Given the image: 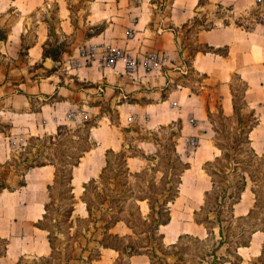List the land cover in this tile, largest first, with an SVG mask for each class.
<instances>
[{"label": "crops", "instance_id": "0c3cea01", "mask_svg": "<svg viewBox=\"0 0 264 264\" xmlns=\"http://www.w3.org/2000/svg\"><path fill=\"white\" fill-rule=\"evenodd\" d=\"M42 1L29 0L27 3L33 9ZM258 15L259 8L253 0H92L87 23L94 25L106 21V24L98 32L72 41L69 49L63 52L58 62L66 73H61L59 67L38 74L42 66L37 64L43 60V45L37 46L38 40L27 47V62L22 63L27 66L25 76L14 75V70L24 71L25 67L0 62V125L7 130L0 128V164L35 131L38 135L53 133L60 124L72 122L68 118L71 110L83 108L90 118H97L99 122L109 118L102 108L105 103L115 108L118 118L127 126L153 129L177 121L181 125L178 141L184 139V144L190 146V138H198L196 155L186 160L190 166L182 175L180 195L185 183L195 187L196 193L201 191L197 182H186L185 179L193 167L200 164L198 176L206 183L202 195L194 193L193 197L203 199V203L205 191L212 187L211 175L204 170L203 164L221 153L214 141L210 112L221 110L233 117L234 75L248 83L246 99L250 106L257 109L263 99L264 22L259 21ZM207 20H214V23L205 26L203 22ZM64 21L61 19L60 23ZM37 23L47 30L45 21L38 20ZM6 25L9 29L0 42L4 45L11 42V32L20 27L18 41L22 47L26 23L20 22L18 17L8 20ZM205 45L226 48L227 52L206 51L202 49ZM108 48L121 49L124 55L108 65L105 63ZM15 49L14 52L4 50L2 56L20 57L15 61H23L21 49ZM152 49L166 54L159 67L149 66L146 62V54ZM128 55L138 62L135 75L128 71ZM101 127L94 125L92 133ZM123 137H114L106 147L126 149L130 154L129 168L138 171L145 160L123 146ZM94 140L100 141L97 137ZM138 144L144 153L148 152L146 154L155 147L149 139H141ZM252 145L255 148L253 139ZM187 155L191 154L187 152ZM82 162L80 160L75 167ZM97 163L100 167L96 172L93 173L90 166L82 171L80 184L99 175L106 163L104 153L99 155ZM54 172L55 166L51 163L34 165L26 170V184L0 190V237L8 239L5 254H0V264H37L30 259L51 255L53 247L49 232L39 226L38 221L43 218L50 199L49 185L54 180ZM250 208L240 214H246ZM172 218L171 215V220L162 226L169 225ZM118 225L122 229L116 232H132L124 221H119L113 228ZM184 232L188 233L180 230L176 238ZM166 236L168 234H164V239ZM175 240L172 238L171 241ZM263 245L264 231H254L250 244L238 247L243 257L240 264L258 260ZM116 255L118 250L103 246L100 256L88 264H112ZM139 256L149 257L146 253L133 254L130 264H144V260H133ZM224 264L233 263L227 261Z\"/></svg>", "mask_w": 264, "mask_h": 264}, {"label": "rangeland", "instance_id": "374dc122", "mask_svg": "<svg viewBox=\"0 0 264 264\" xmlns=\"http://www.w3.org/2000/svg\"><path fill=\"white\" fill-rule=\"evenodd\" d=\"M27 2H29V0H16L14 3L11 0H0V37H6L9 29L6 25L8 20H11L12 18L17 19L19 17L20 22L26 23V27H23L24 47H21L18 41L20 27H17L16 29L14 28L11 32V35L9 36L11 42H8L6 45L0 42V62L4 64L13 62L18 67H25L24 71L14 70L15 77H19L21 74L25 76L28 73L26 69L27 66L22 64L27 62L28 57L26 58L25 56L27 45L34 40H38L39 44L37 46H40L41 43L43 45L45 40L52 38V36L48 35L49 28L45 30L43 26L39 27L37 23L38 20L45 21L47 27L48 22L46 19L53 24V28L59 39L67 42L66 50L69 49V45L72 41L82 38V36L85 37L87 34L98 32L106 24V21L95 23L94 25L87 23L86 19L90 12L92 0H44L33 9H30L29 3ZM18 7L21 9H17ZM60 7L61 10H59ZM61 19H65L63 24L60 23ZM237 21L239 22V18ZM203 23L205 26H209L214 23V20H207ZM14 40H16V43H13ZM15 47H17V49L20 48L21 51H23L20 54L24 58L23 61H15L16 59L20 60V57L15 59L2 56L4 50H7L8 52L16 51ZM46 59L41 60L39 64H37V66H42V68H39L38 74H45L55 70L53 69L54 67L56 69L61 68V73H66V70H64L63 67H60L61 64L58 61H53L51 58H48L47 60H49L51 64L47 65L45 63ZM16 65H14L13 68L16 67ZM44 67H47V70H45ZM31 76L33 77L34 75ZM232 80L238 94L241 93L245 86L244 82L237 75H234ZM102 108L109 118H103L101 122H99L97 118L89 117L83 122L70 121L69 123H62L60 124L62 126L61 129H57V131L53 133H47L44 135H38L36 134L37 131H35V134L29 136L24 143L12 151L10 157H8L6 161L0 164V177H6L7 184L12 187L19 183V180L22 179V172L26 170L28 164L31 163L26 157L33 158V163H51L55 166V171L57 167L63 171V174L58 178L57 182L55 181L54 172V180L51 183L54 185L51 191L52 196L49 199L48 217L43 220L44 223H48L53 227V251L50 256L40 257L35 260L31 258L30 260L32 262L35 261L37 264H68L67 261L69 264H86L91 257H96L99 254V241L106 236L107 240L121 246V250H118V255H116L117 257L113 261L114 264H130V262L128 263V252L125 245L131 240L138 245L141 244L142 249H148L150 251L151 255L147 254L149 257L139 256L133 259L135 261L137 259L144 260V264H209L210 261H213V255L211 252L216 241H214L212 237H208V232L207 234L205 233L204 228H206V226L204 223H201L205 226L204 228L203 226L196 224L197 221L195 219L194 209H200V203L203 199L194 198L193 194L197 191H195V187L187 183H185V187H183L180 197L172 203L173 218L171 223L167 226L161 225L160 231L162 233L164 232L163 235L168 234L165 239L163 236V243L160 241V243H150L147 241V233L143 232L136 234L132 229V232L129 233L130 236L127 235L123 239L111 237L104 233V220L99 219L97 221L99 227H96V221L94 219V221H90L87 218H83L84 216H87L88 213L85 202L82 200V194L84 191V184H80L83 176L82 171L88 169L89 166L92 167L93 173L98 170L100 167L99 163H97L99 155L104 153L106 157V150L108 149L106 146L112 139H115L114 137L119 139L118 136L121 138L124 136L123 146L128 147V150L130 149L132 153L140 155L145 160V163L140 170L146 167L144 169L148 171L147 174L142 176H132L124 185H118L119 188L123 187L127 190V196L125 198L123 197V200L119 203L120 205L125 204L124 207L126 208L124 212L120 213V215L124 213L129 215V211L133 210L134 213L132 214V217H134L136 213H139L138 204L141 205L143 214L147 215L149 213L150 209L147 199L138 200L137 196L144 194L148 187L152 191L159 190V186L162 184V182H160L161 176L163 175L161 170L157 169V171H155L151 169L150 166L155 162L159 163L160 167L162 165L167 166L168 154L173 157L176 155L173 151L172 143L174 135L171 134L170 125H173L176 129L178 125L181 126L177 121L169 123L170 125L165 124L159 125L153 129L142 128L140 130L137 126H127L123 124L118 118L114 107L103 103ZM256 108V113L259 117V124L251 132V137L258 155L254 156L251 154L247 143H244L242 147L230 151L231 155L244 159L241 167H239L235 173H240L242 166H247V168L253 172L256 178L257 188L260 191L259 205L254 208L255 211L246 220L228 219L222 222L224 225L223 233L227 236H234L235 239L238 238V235H241V238H246L249 235V231L246 229L242 231L241 229L248 222L257 219L260 224H264V95L261 104L257 105ZM213 117L216 119L218 126L223 128L219 135V140L227 145V140H230L231 142L230 137L233 136L237 130V122L233 118L227 120L217 112L213 113ZM94 125H101L102 127L94 129V133H92V127ZM0 128L3 131H7L6 128L1 125ZM91 134L100 140L99 143L94 140V137ZM110 137L112 138L110 139ZM228 137L229 139H227ZM141 139H149L155 143L153 151L151 153L149 152L150 154H146L148 152L144 153L142 151L144 150L143 147L138 144V141ZM183 141L184 139L182 141L177 140L179 143V146L177 145V150L185 161L188 159L190 160L196 155L199 142L196 145L190 144L189 146L185 145ZM97 143L98 146L92 149ZM200 143L202 144V141ZM122 150L129 153L126 149ZM159 150L161 151L156 155ZM187 152L191 155L188 156ZM143 154L147 156L156 155L155 161L147 160ZM80 155L85 156L80 157V160L83 161L80 166H74V174L77 175L75 176V179L72 180V183L74 185L73 192L75 194L76 204L73 213L69 216L68 212L71 204V192L68 190L65 169L70 168L72 163L79 159ZM229 159H231L230 156ZM223 162H227V160L224 159ZM199 169L200 164L199 166H195V168L193 167L188 176H185L186 182L189 180L193 183H198V188L201 190L196 193L198 196L202 195V189L206 183L204 178L198 176V174H200L198 171ZM114 171L116 170L111 168V177L114 176L112 174ZM153 175H156L159 185L150 187L149 179ZM234 175L235 174L231 172V174L227 176L228 179L222 177V184H227ZM247 176V190L243 195L242 200L235 206L236 215L246 212L248 208L254 206L256 201V194L252 190L253 181L248 173ZM109 186L113 187L114 183H110ZM99 190H104L106 192L103 185H101ZM119 204L116 206L115 211H117V208L120 206ZM103 206H106V204ZM94 212V217H98L100 214L98 207L94 208ZM79 216H82V218H78ZM214 216V213H211V217ZM227 216H229V214ZM211 225L213 224L211 223ZM214 225L216 233V237L214 238L217 240L221 236L219 234L218 224L216 223ZM120 229L122 228L119 225L115 229L112 228L113 231ZM180 230H187L188 233L184 232L180 238H176ZM172 238L173 240H176L171 241ZM2 239L3 238H0V249L3 247ZM235 239H231L230 243H225L221 246L217 250V254L235 259V247L237 244ZM83 246H86L87 248L84 249ZM154 247L156 249V254L152 255V249ZM224 263L225 262L221 261H213L212 264ZM247 264H264V252H262V255L258 260H250Z\"/></svg>", "mask_w": 264, "mask_h": 264}, {"label": "trees", "instance_id": "16d2710c", "mask_svg": "<svg viewBox=\"0 0 264 264\" xmlns=\"http://www.w3.org/2000/svg\"><path fill=\"white\" fill-rule=\"evenodd\" d=\"M48 22V35L52 36V38H48L43 42V60L46 58H51L53 61H60L63 52L66 50L67 42L65 40H60L56 31L53 28V24ZM2 38V37H0ZM24 47V45L22 46ZM28 47V45H27ZM26 47V50H27ZM203 50L206 51H216V52H227L226 48H217L210 45H205L202 47ZM23 51H21L22 53ZM53 69H56L55 67ZM245 84L243 90L241 93L238 94L236 88L232 86V94H233V103H234V114L233 117L225 115L221 110H219V115L224 117L227 120H231L232 118L236 120L237 122V130L234 133L233 136L230 137V140H227V145L224 144L219 140V135L221 134L223 128L218 126L216 119L213 117V113L210 112L209 116L213 123V128L215 130L214 134V140L216 142V145L220 148L221 153L217 155L212 160H207L203 164L204 170L211 175L212 179V187L211 189H208L205 191L204 196V202L201 204L200 209H195V219L198 223H204L208 232V237H212L214 241H216L211 254L213 255V261H221V262H227L230 261L233 264H240L243 260V257L238 252L239 246H245L249 245L250 241L252 239V234L256 230H263L264 231V224H260L257 219L254 221H250L247 224H245L241 229L244 231L245 229L249 231V235L246 238H241V235H238V238H234V236H227L224 232V225L222 222L224 220H237V219H247L255 210L254 208L257 207L259 204L260 199V191L257 188L256 184V178L251 170L247 168V166H242L240 173H235L239 167H241L242 163L244 162V159L241 157H237L230 154V151L235 150L239 147H242L244 143H247L251 154L254 156H257L258 153L256 152L255 148L252 146V139L250 138V132L254 128V126L259 122V117L256 114V109L248 103L246 99V90L248 89V83L243 80L239 75H237ZM170 125V124H169ZM168 125V126H169ZM171 127V134L174 135L173 138V151L175 152V156H171L168 154V165L161 167L159 166V163L155 162L153 165H151V169L157 171L161 170L163 172V175L161 176L160 182H162L161 186H159V190H150V188H147V191L144 192V194L138 195V200H145L147 199L148 205H149V213L147 215L143 214V210L141 208V205L138 204V210L139 213H136L134 217L133 210L129 211V215L126 213L121 214V212L125 211V204H119L121 200H123V197L125 198L127 196V190L122 188H119L118 185H124L127 181H129V178L132 176H142L144 174H147L148 171H146V167H144L142 170L138 171H132L128 166V156L130 155L125 150H115L113 148H108L106 150V163L102 167L101 172L99 173L98 177H92L88 181L84 182V191L82 194V200L85 202L86 210L88 215L84 216L83 218H87L90 221L95 220L96 221V227H99L97 224V221L104 220L103 228L104 233L111 237H116L123 239L127 235L130 236V234H121L119 232H115L112 230V228L119 222L124 221L136 234L140 233H147V241L150 243H157L162 242L163 243V233L160 231L161 225L167 224L171 220L172 215V203L175 202L176 198L180 195V186L182 183V175L186 168L190 166L189 161H185L181 154L177 150V140H178V134L180 132L181 126L178 125L176 129L173 125H170ZM62 126H58V130L61 129ZM229 134V133H228ZM227 137V136H226ZM229 139V137L227 138ZM91 148V147H90ZM228 149V150H227ZM230 149V150H229ZM89 150V149H85ZM161 150H159L156 155ZM156 155H144V157L147 158V160H153L155 161ZM76 160V162H73L70 168L65 169V178L68 183V190L70 193V208L68 215L71 216L75 209L76 204V198L75 194L73 192L74 185L72 183L73 177H74V166L78 165L80 162V157ZM229 156L231 159H229ZM28 161L31 163L28 164L26 167V170L34 165H40L45 164L46 162H38L33 163V158L26 157ZM226 159L227 162H223V160ZM26 161V160H25ZM111 168H114L116 171L112 173L114 176H110ZM26 170L22 172V179L19 180V185L26 184L25 174ZM64 170V171H65ZM62 169L59 167L56 168L55 171V181H58V178L63 174ZM233 172L235 175L227 184H222V177L227 178L229 174ZM247 173L250 175L253 185L252 190L256 194V201L253 207L249 209V211L246 214H239L236 215L235 213V204L238 203L242 195L245 194V189L248 183V176ZM228 179V178H227ZM149 186L154 187L155 185H159L156 179V175H153L149 179ZM110 183H114V186H109ZM54 184L49 185V191H50V198L52 196V187ZM103 185V187L106 189V192L103 190H99V188ZM5 188L12 189L13 187L7 184L6 177H0V190H3ZM245 191V192H244ZM244 192V193H243ZM106 204V206H103ZM120 205L117 208V211H115V208L117 205ZM98 207L100 210V214L98 217H94V208ZM49 212V201L45 205V212L43 218H41L38 221V225L47 229L49 231V240L51 242L52 247H54V240H53V227L49 225L48 223H44V219L48 217ZM211 213H214V217H211ZM229 214V216H227ZM78 218H82V216H79ZM93 220V221H94ZM211 223L213 225H211ZM218 224L219 227V234L220 238L215 240L214 237H216L215 233V225ZM202 225V224H201ZM72 226V225H70ZM182 236V234L179 236V238ZM3 238V247L0 249V254H5L7 242L8 239L4 237ZM150 238V239H149ZM231 239H235L237 241L236 247H235V253L236 257L235 259H232L228 256L219 255L217 254V250L223 246L225 243H230ZM159 242V243H160ZM100 245L99 247H113L117 250H121V246L117 245L113 242H110L107 240L106 236L102 240L99 241ZM142 245H138L132 240L129 241L125 248H127L128 252V263L130 262V257L133 254L138 253H146L150 254V251L148 249H142ZM84 249H86V246H83ZM99 248V254L96 257H91L90 260L87 261L86 264H88L93 259H96L101 254V249ZM153 253L152 255L156 254L155 247L152 249ZM264 252V246L263 250ZM67 261V260H66ZM213 261H210L209 264H212ZM69 264V262L67 261ZM114 264V263H113Z\"/></svg>", "mask_w": 264, "mask_h": 264}, {"label": "built area", "instance_id": "2783aa9c", "mask_svg": "<svg viewBox=\"0 0 264 264\" xmlns=\"http://www.w3.org/2000/svg\"><path fill=\"white\" fill-rule=\"evenodd\" d=\"M253 2L259 8V15H258L259 21L264 22V0H253ZM123 55H124V52L121 49L108 48L105 51V63L109 65L115 62L118 57L123 56ZM165 57H166L165 52L161 50L152 49V50H149L146 54V62L149 64V66L159 67L163 63V60L165 59ZM127 68H128V71L133 75H135V73H137L138 71V62L136 58H134L131 55L127 56ZM89 117H90L89 114L83 108H76L68 112V118L74 122L76 121L83 122ZM189 142L192 145H196L198 143V138L191 137Z\"/></svg>", "mask_w": 264, "mask_h": 264}, {"label": "water", "instance_id": "95a60500", "mask_svg": "<svg viewBox=\"0 0 264 264\" xmlns=\"http://www.w3.org/2000/svg\"><path fill=\"white\" fill-rule=\"evenodd\" d=\"M45 63L47 64V65H50L51 63L49 62V60H45Z\"/></svg>", "mask_w": 264, "mask_h": 264}, {"label": "bare ground", "instance_id": "6f19581e", "mask_svg": "<svg viewBox=\"0 0 264 264\" xmlns=\"http://www.w3.org/2000/svg\"><path fill=\"white\" fill-rule=\"evenodd\" d=\"M202 194V193H201Z\"/></svg>", "mask_w": 264, "mask_h": 264}]
</instances>
